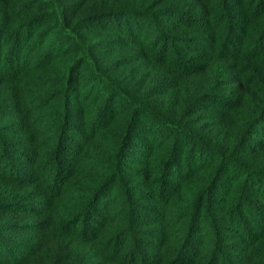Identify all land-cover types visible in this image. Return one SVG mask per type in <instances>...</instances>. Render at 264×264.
<instances>
[{
    "label": "trees",
    "instance_id": "16d2710c",
    "mask_svg": "<svg viewBox=\"0 0 264 264\" xmlns=\"http://www.w3.org/2000/svg\"><path fill=\"white\" fill-rule=\"evenodd\" d=\"M11 1L0 85L63 98L59 136L0 135V213L30 218L0 264H264V0Z\"/></svg>",
    "mask_w": 264,
    "mask_h": 264
},
{
    "label": "rangeland",
    "instance_id": "374dc122",
    "mask_svg": "<svg viewBox=\"0 0 264 264\" xmlns=\"http://www.w3.org/2000/svg\"><path fill=\"white\" fill-rule=\"evenodd\" d=\"M63 1L65 3H69L72 0ZM28 7H32L31 0H12L9 4V8L11 11L10 15L12 16L13 14L15 15L19 12H22V10ZM66 7L64 9H67ZM45 45L46 44L42 46L43 49ZM28 47L26 48V50H28ZM120 51L121 50H114L109 54H101L100 51H96V53L104 55L106 59L105 61L108 63V61H115L120 59L119 57H122V55L119 56V53L124 52V50H122L121 52ZM29 53L30 59L33 61V63H37L40 59V50L37 51V49L32 46L29 48ZM22 82L28 84V86L26 87L27 90L25 93H23L24 87L20 88L22 93L19 94L20 98L18 100H15L14 97V94L18 95V92L14 93L16 87L9 88L7 84L0 85V135L2 137V140L5 141L4 143L8 144V140L16 142L18 139H24L25 134L21 133V129L23 127L21 121L27 120L34 121L33 129H35L36 131H41L42 134L50 133L52 137L59 136V128H57L56 125L53 124L54 121H57L59 119V115L61 113V104L58 101L56 102V99L61 100V98H63V95L60 92L61 88L57 86V82L53 79H46L41 74L37 76L33 73L30 76L26 72L23 75ZM16 105L23 107V114L21 116H19L18 113L15 112V109L18 107ZM71 111V113H74L73 110ZM25 112L28 113L27 116L24 115ZM75 115L77 119V114ZM75 128H78V126H76ZM2 153L3 152L0 150V157L3 155ZM7 155L8 168H12L15 166L18 168L27 167V164H24V162L18 156L11 155V152H7ZM87 155L89 157V154ZM88 157L85 155L84 158L88 159ZM88 166L89 163L87 162L86 168ZM7 189H14V191L22 193L21 188ZM5 190H3V192H5ZM6 193H8V190H6ZM28 195L31 198L33 196V192L30 191ZM5 201H8V198H6ZM42 203V198H37L28 205H30L29 207L33 209L38 208L42 205ZM29 219L30 218L26 217L25 215L20 214L19 216H15L12 220L8 221V214L0 213V227L4 225L3 230H0V235L7 239L8 237H10L11 239L19 241L22 235L20 234V232H18L19 230L9 235L8 227L5 228V226L9 223H13L15 225H18V228L27 227ZM22 233L24 234L26 232Z\"/></svg>",
    "mask_w": 264,
    "mask_h": 264
}]
</instances>
